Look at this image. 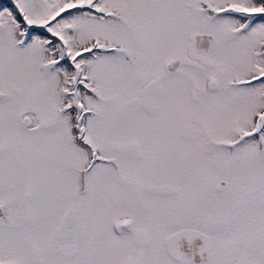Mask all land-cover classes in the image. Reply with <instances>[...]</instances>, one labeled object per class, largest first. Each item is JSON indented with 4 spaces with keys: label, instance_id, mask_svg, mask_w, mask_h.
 Instances as JSON below:
<instances>
[{
    "label": "snow or ice",
    "instance_id": "snow-or-ice-1",
    "mask_svg": "<svg viewBox=\"0 0 264 264\" xmlns=\"http://www.w3.org/2000/svg\"><path fill=\"white\" fill-rule=\"evenodd\" d=\"M0 264H264V0H0Z\"/></svg>",
    "mask_w": 264,
    "mask_h": 264
}]
</instances>
